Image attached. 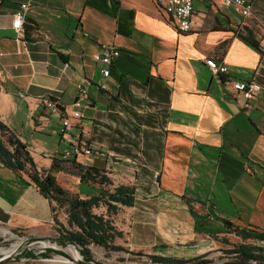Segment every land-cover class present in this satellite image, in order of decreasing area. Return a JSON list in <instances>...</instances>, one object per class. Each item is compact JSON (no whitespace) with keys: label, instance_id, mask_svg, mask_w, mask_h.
<instances>
[{"label":"crops","instance_id":"crops-1","mask_svg":"<svg viewBox=\"0 0 264 264\" xmlns=\"http://www.w3.org/2000/svg\"><path fill=\"white\" fill-rule=\"evenodd\" d=\"M248 1L251 14L243 17L194 0L191 29L178 32L154 0H0V121L37 170L53 158L70 160L53 172L70 193L86 198L99 188L80 182L71 161L103 170L113 185H133V205L112 216L128 249L142 246L146 230L134 231L137 244L128 241L133 231L115 218L122 210L142 213V223L152 225L150 252L165 257L209 256L226 244L223 237L230 243L235 235L224 232L221 218L264 230V59L243 38L251 32L263 44L264 0ZM23 2L29 5L16 40L11 21ZM100 43L119 50L106 77L92 58ZM207 57L226 72L213 75ZM250 78L260 91L245 108L231 83ZM80 82L87 96L76 108ZM44 95L57 111L40 102ZM65 117L71 124L62 134ZM73 144L92 154L63 159ZM174 219L185 232L170 226ZM0 226L35 237L55 231L49 200L1 159Z\"/></svg>","mask_w":264,"mask_h":264},{"label":"trees","instance_id":"trees-1","mask_svg":"<svg viewBox=\"0 0 264 264\" xmlns=\"http://www.w3.org/2000/svg\"><path fill=\"white\" fill-rule=\"evenodd\" d=\"M243 38L253 46L260 48L253 33L243 35ZM62 157V155H61ZM0 159L9 165L19 168L38 191L50 202L54 229L57 233V240L61 245L73 244L87 263L99 264L92 257L89 248L90 244L98 245L109 251H123L130 254L145 256L150 263L155 264H213L208 253L195 256L190 259L165 257L154 254H147L141 251L133 252L128 248L115 244L116 238H122L123 232L116 228L112 216L115 215L121 206L130 207L134 203L135 187L130 184L113 185L111 179L106 176L103 170L95 167L74 164L78 171L80 182L96 183L99 188L97 193L86 198H81L74 193L63 189L55 180L53 172L66 169L63 161L52 159L47 169L37 170L34 161L26 146L15 138L0 121ZM103 207L104 212L95 213L94 208ZM59 208H66L67 223L75 227V230H68L59 221L57 211ZM225 233H232L241 241L225 250V253L234 255L237 264H264V230L254 226L241 227L234 225L230 220L221 218ZM12 233L21 235L17 230ZM222 242L228 244L227 238ZM49 252L35 253L32 249L25 248L18 257L36 258L48 257Z\"/></svg>","mask_w":264,"mask_h":264},{"label":"built area","instance_id":"built-area-1","mask_svg":"<svg viewBox=\"0 0 264 264\" xmlns=\"http://www.w3.org/2000/svg\"><path fill=\"white\" fill-rule=\"evenodd\" d=\"M193 1L194 0H154L155 4L162 10L165 14L167 20L173 25V27L178 32H189L191 29L192 21L191 16L193 13ZM209 7L217 5V3H222L226 6H230L233 10L240 14L243 17L249 16L251 14L252 4L248 0H198ZM28 3H20L18 8L15 10L12 16L11 27L16 32V40L20 39V32L22 30L23 20L26 16V10L28 8ZM87 35V33H84ZM2 53L0 52V56ZM119 55V50L113 44L100 43L97 47V50L92 54V58L96 63L103 65L100 68V73L102 76L106 77L109 74V65L112 60ZM260 58L264 59V42L261 45L260 49ZM205 64L209 68L210 72L213 75L224 74L226 72V66L221 62L217 61L214 58L207 57L204 60ZM99 87L105 88L104 84H100ZM233 90H236L241 93L245 102L243 106L245 108L249 107L248 100L253 98L259 91V84L253 79L248 80H234L231 83ZM77 98L73 102L74 107H79L81 100L85 99L87 96L86 87L83 84L77 83ZM40 102L50 111H57L58 106L56 102L49 96L44 95L40 98ZM72 116L75 118H80L81 113L74 109L72 111ZM62 125L59 129L60 133L64 134L66 128L71 124L70 118L65 117L62 119ZM88 155L92 154V150L89 147L80 144H73L70 148L66 149L62 153V158H69L73 155Z\"/></svg>","mask_w":264,"mask_h":264},{"label":"rangeland","instance_id":"rangeland-1","mask_svg":"<svg viewBox=\"0 0 264 264\" xmlns=\"http://www.w3.org/2000/svg\"><path fill=\"white\" fill-rule=\"evenodd\" d=\"M145 211V209H144ZM142 214L138 211H127V210H122V212L118 213V215L115 216L116 222L119 226L127 228L129 226V230L133 231V235L128 236V241L129 238L133 237L134 242L139 238L138 235L134 233V231H138L140 227H144L146 230V238L144 240V243L142 246L138 247L135 246L129 250L136 252V251H141L143 253H148L152 254L150 251H152L151 246L149 245L150 242L152 241V225L151 223H146L143 224L142 222L145 221V218H139V215ZM146 215V214H145ZM180 215V214H179ZM57 216L59 221L67 228L68 230H75V227L70 226L67 223V211L66 208H59L57 211ZM132 219H134V223L132 222ZM149 220V219H148ZM150 222V221H149ZM170 226L174 225L176 227H180L182 232H185V226L184 222L180 220L178 223L174 219L173 221L171 220ZM201 222H199L200 226ZM181 225V226H178ZM4 230H7V233H3ZM30 235H15L11 233L10 230H8L5 227L0 226V248H10V246L15 243V241H20L21 244L18 246V248L15 250V252L9 254L10 256L3 260L0 261V264H62L59 260V255L56 252L53 251H45L42 250V246L44 244L41 243H32L30 245H27L25 242L27 239H29ZM174 237H177L175 235ZM51 238V242L49 245L55 246V247H62L66 245H61L58 240H57V234L55 231H52L50 235H47L43 237V239H49ZM230 243L227 244H220V247H217L214 249L211 254H209V258L212 260L213 264H237V259L235 258L234 255L227 254L225 253V250L228 248H231L233 245L237 244L239 242L238 237H229ZM117 242L121 244L122 246L126 247L124 244L127 242L126 238H117ZM135 244H137L135 242ZM75 246V245H74ZM76 247V246H75ZM32 249L35 253H41V252H49L48 257H36V258H24V257H18L20 253L25 249ZM89 248L92 252V257L95 262H98L99 264H155V263H150L149 259L145 256L141 255H135V254H130L126 253L123 251H109L105 250L104 248L90 244ZM129 248V247H128ZM78 250V249H77ZM6 255L0 252V260L4 258ZM88 264H93V263H88ZM161 264V263H159ZM252 264H255L252 262Z\"/></svg>","mask_w":264,"mask_h":264},{"label":"bare ground","instance_id":"bare-ground-1","mask_svg":"<svg viewBox=\"0 0 264 264\" xmlns=\"http://www.w3.org/2000/svg\"><path fill=\"white\" fill-rule=\"evenodd\" d=\"M6 233V231H4ZM21 244L20 241H15L10 248H0V252H2L5 255H9L18 248V246ZM44 245H48V243L44 242ZM55 247V246H53ZM58 250L59 260L62 264H78L81 261V256L77 248L73 244H67L66 246L62 247H55Z\"/></svg>","mask_w":264,"mask_h":264},{"label":"water","instance_id":"water-1","mask_svg":"<svg viewBox=\"0 0 264 264\" xmlns=\"http://www.w3.org/2000/svg\"><path fill=\"white\" fill-rule=\"evenodd\" d=\"M51 240H52L51 238L45 240V239H43V237H35V236H33V237H30L29 239H27L25 243L27 245H30L32 243H41V244H43L44 242H46V243H48V245H43L42 246V250H45V251H53V252H56L57 253L58 250L55 247L49 245V243L51 242ZM9 256L10 255H6L0 261H3L5 259H7ZM80 256H81V261L78 264H88L87 262H85L83 260V257H82L81 254H80Z\"/></svg>","mask_w":264,"mask_h":264}]
</instances>
